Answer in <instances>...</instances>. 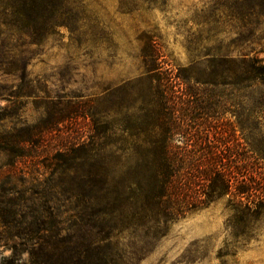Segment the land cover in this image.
Masks as SVG:
<instances>
[{
	"label": "trees",
	"instance_id": "16d2710c",
	"mask_svg": "<svg viewBox=\"0 0 264 264\" xmlns=\"http://www.w3.org/2000/svg\"><path fill=\"white\" fill-rule=\"evenodd\" d=\"M69 1L0 0V73L12 83L0 82V99L8 103L0 106V181L23 160L40 157L36 153L48 147L47 138L59 126L84 118L96 129L92 146L78 142L52 148L44 157L49 177L24 191L65 194L73 205L70 234L32 251L37 258L30 264H125L116 243L123 230L134 227V235L157 237L162 228L225 198L242 232L259 221L264 186L255 178L264 176V167L245 165L264 162V57L243 45L264 41V21L251 27L263 30L260 37L251 31V38L231 41L237 54L218 52L192 60L183 74L165 67L157 41L148 38L141 54L144 72L134 82V101L144 114L134 120V134L127 137L118 134L110 112L93 110L95 102L113 100V93L87 101L83 96L63 99L52 96L46 85H35L29 75L33 59L51 37L64 28L79 31ZM246 1L251 15L264 18V0ZM29 99L41 100L43 109L34 123L20 118ZM227 113L236 117L234 124L224 121ZM6 119L15 125L7 128ZM213 129L228 132L225 144H232L217 147L199 135ZM90 160L89 169L77 167ZM67 173L87 177H54ZM10 183H15L12 176Z\"/></svg>",
	"mask_w": 264,
	"mask_h": 264
},
{
	"label": "rangeland",
	"instance_id": "374dc122",
	"mask_svg": "<svg viewBox=\"0 0 264 264\" xmlns=\"http://www.w3.org/2000/svg\"><path fill=\"white\" fill-rule=\"evenodd\" d=\"M67 7L72 10L79 31L70 33L64 28L60 35L51 37L41 54L33 59L29 75L35 85H46L52 96L63 99L83 96V101H87L100 94L113 93V100L105 98L95 102L93 110L110 112V118L118 123V134L127 137L134 134V120L144 114L134 101V82L144 72L141 54L148 38L157 41L165 67L183 74L192 60L212 58L218 52L237 54L239 49L231 41L238 37L251 38V27L255 28L256 21H264L263 17L250 14L246 0H70ZM254 31V37L258 38L263 30ZM243 46L255 49L264 57L260 51L264 41L260 45L253 42ZM0 82L12 84L10 77H3L1 73ZM25 101L20 118L30 123L39 121L43 112L41 100ZM7 104L0 99V106ZM223 119L230 125L236 121L230 113ZM15 122L6 119L3 123L10 129ZM217 131L203 130L199 135L208 137L210 144L217 147L232 144H225L229 141L228 132L222 135ZM95 132L91 119L65 123L45 140L48 147L36 153L40 157L27 158L13 173L3 175L0 264H30L32 258H37L30 254L32 251L39 252L46 241L54 243L70 234L73 205L67 195L25 194L24 191L49 177L44 157L51 154L52 148L78 142L92 146ZM131 138L129 147L134 144ZM176 143L183 144L181 140ZM91 163V160L80 161L77 167L89 169ZM245 166L247 169L264 167V162L258 160ZM11 176L14 184L10 183ZM83 176L87 177L80 173L54 177ZM260 176L255 181L261 187L264 176ZM7 188H14L12 194H4ZM227 206L228 198H225L191 212L162 228L157 237L146 236L144 232L134 235V227L123 230L116 243L124 253L125 264H264V216L242 232V226L232 220Z\"/></svg>",
	"mask_w": 264,
	"mask_h": 264
}]
</instances>
